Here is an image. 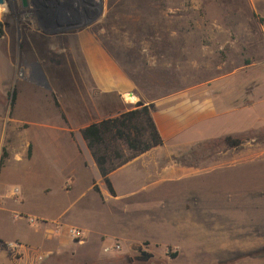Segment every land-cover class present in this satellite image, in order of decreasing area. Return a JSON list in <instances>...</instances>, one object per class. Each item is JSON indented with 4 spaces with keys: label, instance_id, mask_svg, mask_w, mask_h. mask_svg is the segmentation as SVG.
I'll return each instance as SVG.
<instances>
[{
    "label": "crops",
    "instance_id": "crops-1",
    "mask_svg": "<svg viewBox=\"0 0 264 264\" xmlns=\"http://www.w3.org/2000/svg\"><path fill=\"white\" fill-rule=\"evenodd\" d=\"M60 6L9 1L4 16L10 30L0 37V264H141L148 262L135 256L142 247L168 264L238 262L235 206L224 239L204 236L207 227L226 228L211 220L219 209L204 204L212 195L204 173L252 162L255 141L206 152L227 136H205L204 124L253 104L243 97L253 88L234 81L255 66L246 47L252 38L245 48H140L146 72H131L92 40L76 48L77 34L57 28ZM139 102L154 105L164 142L110 173L112 195L82 130ZM237 148L239 155L227 154ZM241 176L247 180V172ZM71 227L84 231L82 242L68 235ZM114 241L120 252L105 251ZM10 242L21 246L7 248ZM245 259L264 264V254Z\"/></svg>",
    "mask_w": 264,
    "mask_h": 264
},
{
    "label": "rangeland",
    "instance_id": "rangeland-1",
    "mask_svg": "<svg viewBox=\"0 0 264 264\" xmlns=\"http://www.w3.org/2000/svg\"><path fill=\"white\" fill-rule=\"evenodd\" d=\"M9 1L13 4L20 3V0H8V4L0 7V29L3 32L0 37L5 34L6 29L10 30L9 26L6 28L9 16L4 17L5 12L9 11ZM50 1L52 0H42L46 3ZM58 1L66 7L59 8L57 28L77 34L76 48H85L84 41L92 40L94 48H109V52L116 59L121 58L131 72L145 71L143 68L147 67V61L140 60V48H245L246 40L252 38V44L246 47L250 48L249 53L256 58L255 66L238 73L234 76V81L237 87L244 84L253 88L250 96H243L253 100V104L204 124V128L208 129L205 136L218 134L220 138L222 135L228 137L234 132L249 131L233 138L255 141L252 162L216 167L204 173L206 188L212 193L204 197V204L217 207L219 210L210 214L214 216L211 220L223 222L226 226L207 227L204 236L214 241L224 239L228 235L229 216L233 217L228 209L231 205V210L235 206L238 209L235 223L239 261H199L200 264H251V260L245 259L248 258L246 254L253 251L264 252V0ZM14 10L18 17V28L23 30V24L19 21V8L14 7ZM47 40L52 42V38ZM66 40L67 37H60L61 45L70 48ZM127 54L131 59L124 63L123 56ZM46 90L50 92L49 87ZM240 101L241 99L238 102ZM225 138L215 140L218 147H209L206 152L217 154L220 151L224 154L230 148L225 143ZM240 152L241 149L237 148L227 154ZM244 172H247L246 181L241 176ZM249 174L252 175L251 178ZM168 255L174 259L172 252ZM135 256L142 257L138 251ZM151 262L141 264H168L163 258L152 259ZM189 262L174 260V264Z\"/></svg>",
    "mask_w": 264,
    "mask_h": 264
},
{
    "label": "trees",
    "instance_id": "trees-1",
    "mask_svg": "<svg viewBox=\"0 0 264 264\" xmlns=\"http://www.w3.org/2000/svg\"><path fill=\"white\" fill-rule=\"evenodd\" d=\"M2 33L0 29V36ZM154 109V105L139 102L135 108L118 117L89 125L82 130V135L112 195H115V190L109 177L110 173L164 142L153 120ZM243 141L231 136L225 138L229 147H238ZM262 252L253 251L245 256H256ZM141 258L152 261L151 256Z\"/></svg>",
    "mask_w": 264,
    "mask_h": 264
},
{
    "label": "built area",
    "instance_id": "built-area-1",
    "mask_svg": "<svg viewBox=\"0 0 264 264\" xmlns=\"http://www.w3.org/2000/svg\"><path fill=\"white\" fill-rule=\"evenodd\" d=\"M30 222L31 223H36L37 221L35 219H30ZM67 232H68V235L75 241L82 242L84 237H85L84 231L79 229V228L71 227V228H68ZM20 246H21V244L17 243V242H10V243L6 244V247L7 248H11V249H17ZM104 249L107 252L118 251V250L121 249V245L118 242L114 241L112 243L107 244L104 247ZM44 258H45L44 255H39L38 256V261H43Z\"/></svg>",
    "mask_w": 264,
    "mask_h": 264
},
{
    "label": "water",
    "instance_id": "water-1",
    "mask_svg": "<svg viewBox=\"0 0 264 264\" xmlns=\"http://www.w3.org/2000/svg\"><path fill=\"white\" fill-rule=\"evenodd\" d=\"M8 4V0H0V6H4ZM141 256L148 255V252L146 250L140 249Z\"/></svg>",
    "mask_w": 264,
    "mask_h": 264
},
{
    "label": "flooded vegetation",
    "instance_id": "flooded-vegetation-1",
    "mask_svg": "<svg viewBox=\"0 0 264 264\" xmlns=\"http://www.w3.org/2000/svg\"><path fill=\"white\" fill-rule=\"evenodd\" d=\"M9 25H6V27H8Z\"/></svg>",
    "mask_w": 264,
    "mask_h": 264
},
{
    "label": "bare ground",
    "instance_id": "bare-ground-1",
    "mask_svg": "<svg viewBox=\"0 0 264 264\" xmlns=\"http://www.w3.org/2000/svg\"><path fill=\"white\" fill-rule=\"evenodd\" d=\"M0 7H4V6H0Z\"/></svg>",
    "mask_w": 264,
    "mask_h": 264
}]
</instances>
